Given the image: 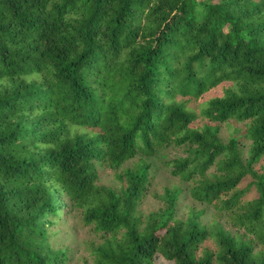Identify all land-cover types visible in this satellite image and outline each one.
Listing matches in <instances>:
<instances>
[{
    "label": "trees",
    "instance_id": "16d2710c",
    "mask_svg": "<svg viewBox=\"0 0 264 264\" xmlns=\"http://www.w3.org/2000/svg\"><path fill=\"white\" fill-rule=\"evenodd\" d=\"M158 258L264 264V0H0V264Z\"/></svg>",
    "mask_w": 264,
    "mask_h": 264
},
{
    "label": "rangeland",
    "instance_id": "374dc122",
    "mask_svg": "<svg viewBox=\"0 0 264 264\" xmlns=\"http://www.w3.org/2000/svg\"><path fill=\"white\" fill-rule=\"evenodd\" d=\"M169 173L163 169L160 170V172L158 173V176L157 178L155 177V180H156V183L158 182H161L163 184H166L170 181V178H169ZM160 191V189H159ZM182 211L183 212H187V207L186 206H183L182 207ZM158 263H162V264H165L164 261L161 259V258H158Z\"/></svg>",
    "mask_w": 264,
    "mask_h": 264
}]
</instances>
